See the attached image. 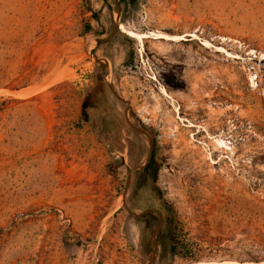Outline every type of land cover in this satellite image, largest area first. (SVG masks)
I'll use <instances>...</instances> for the list:
<instances>
[{
    "label": "rangeland",
    "instance_id": "1",
    "mask_svg": "<svg viewBox=\"0 0 264 264\" xmlns=\"http://www.w3.org/2000/svg\"><path fill=\"white\" fill-rule=\"evenodd\" d=\"M120 1L0 0V264L264 262V0Z\"/></svg>",
    "mask_w": 264,
    "mask_h": 264
},
{
    "label": "trees",
    "instance_id": "2",
    "mask_svg": "<svg viewBox=\"0 0 264 264\" xmlns=\"http://www.w3.org/2000/svg\"><path fill=\"white\" fill-rule=\"evenodd\" d=\"M114 2V0H112ZM125 0H121L119 2L120 6H123L122 9H125L124 5ZM135 1V0H130ZM116 11L117 8H115ZM116 35L122 37L123 39H130L131 41L135 40L134 38L128 36L126 33L121 32L120 30H116ZM107 41L106 43H108ZM105 58L109 60L110 56L107 52L102 54ZM129 55L126 56V63L129 62ZM106 69L103 64L96 63L94 66V70L92 74L89 76V84H87L83 90L81 95L80 102V116L83 120H88L90 115H93V119L96 122V127L98 131L103 133L104 136L110 138L111 135L118 141H120L121 133H122V119L115 117L107 111L104 105V99L106 94L108 93V86L105 81ZM114 140V139H113ZM130 156L132 159V154L130 152ZM158 166H156L154 159L151 157L148 160L147 165L141 169V174L144 176L145 181L153 186L150 187V194L155 200V209L163 214V222L162 227L158 235L159 241H162L166 247L168 252L171 255H180L181 258L186 259L187 252L183 253L178 250L175 244L173 243V235L176 229V218L174 214V210L171 205L165 203L162 198L158 188L155 186V181L157 177ZM188 260H196L190 259Z\"/></svg>",
    "mask_w": 264,
    "mask_h": 264
},
{
    "label": "bare ground",
    "instance_id": "3",
    "mask_svg": "<svg viewBox=\"0 0 264 264\" xmlns=\"http://www.w3.org/2000/svg\"><path fill=\"white\" fill-rule=\"evenodd\" d=\"M120 28H121V32L126 33L128 36L138 40L139 42H141V40L146 37L145 34L134 33L132 31H125L122 27H120ZM158 37L163 38L162 35H159ZM192 264H204V263L201 262V263H192ZM209 264H217V263L213 262V263H209ZM218 264H264V262H262V263H237V262L225 261V262L218 263Z\"/></svg>",
    "mask_w": 264,
    "mask_h": 264
},
{
    "label": "flooded vegetation",
    "instance_id": "4",
    "mask_svg": "<svg viewBox=\"0 0 264 264\" xmlns=\"http://www.w3.org/2000/svg\"><path fill=\"white\" fill-rule=\"evenodd\" d=\"M146 165H147V163H146ZM146 165H145V166H146ZM145 166H144V167H145ZM144 167H143V168H144ZM143 168H142V169H143Z\"/></svg>",
    "mask_w": 264,
    "mask_h": 264
}]
</instances>
